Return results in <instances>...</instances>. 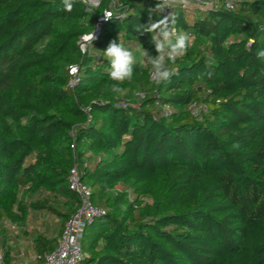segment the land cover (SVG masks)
Instances as JSON below:
<instances>
[{"label": "trees", "instance_id": "1", "mask_svg": "<svg viewBox=\"0 0 264 264\" xmlns=\"http://www.w3.org/2000/svg\"><path fill=\"white\" fill-rule=\"evenodd\" d=\"M115 1L124 17L82 54L78 38L110 0L71 12L61 0H0V243L4 222L40 215L32 250L55 248L79 202L75 167L106 212L84 228L79 264H264V0L171 8L191 44L160 84L140 63L143 50L157 55L154 34L135 31L158 1ZM113 40L137 59L122 94L104 57Z\"/></svg>", "mask_w": 264, "mask_h": 264}, {"label": "built area", "instance_id": "2", "mask_svg": "<svg viewBox=\"0 0 264 264\" xmlns=\"http://www.w3.org/2000/svg\"><path fill=\"white\" fill-rule=\"evenodd\" d=\"M158 1V0H156ZM239 0H188L186 7H193L199 10L207 9L210 7H217L218 5L223 6L224 9L230 10ZM84 4L94 6L92 0H83ZM121 5L118 4L115 0H110V8L108 10H104L101 15L96 18L94 29L87 33L95 34V37L98 36L102 25L109 21L110 19H122L124 17V12L120 11ZM108 14L109 18L105 19V15ZM162 15H170V8H165ZM83 34L78 38V48L82 54H85L91 43L84 40L85 35ZM83 46V47H82ZM68 88H73L78 81V67L73 64L68 66ZM151 80H155L153 73L150 74ZM138 98H143V95H138ZM196 110H194V114ZM162 116H167L169 111L167 109H162ZM68 189L72 193H75L78 197V205L74 212L69 216L67 221L65 222L57 240L55 248L52 251L45 252L43 254L34 253L33 257H31V263L28 264H79L82 260V253L79 246V241L82 237V232L84 228L90 224L93 220L101 218L105 215V210L99 207L94 206L90 201L89 190L80 183L79 174L77 170L72 168L68 175ZM41 221L42 218L40 215H36ZM3 226L7 229L8 234L5 238V241L0 245V249L5 246L13 245L15 240H17L16 236L18 234L25 233L28 229L24 226L16 225L10 223L8 221L3 223ZM40 229H38L39 233L44 232L43 225H39ZM24 243V240L19 242L20 245ZM26 243V242H25ZM19 256V255H18ZM27 263V261H25ZM23 263V262H22ZM0 264L1 257H0Z\"/></svg>", "mask_w": 264, "mask_h": 264}, {"label": "clouds", "instance_id": "3", "mask_svg": "<svg viewBox=\"0 0 264 264\" xmlns=\"http://www.w3.org/2000/svg\"><path fill=\"white\" fill-rule=\"evenodd\" d=\"M78 2L82 3L83 0H61L63 10L66 12H71ZM187 3L188 0H158L155 7L147 10L149 22L135 26V31L141 35L144 33L154 34L151 35V39L157 55L151 56L146 50H143L141 53L143 59L140 63L144 67L150 66L157 84L170 82L172 76L178 75V70H173L169 66V62L175 63L178 57L186 54L191 44V37L187 32L179 31L173 26L175 24L174 17L169 15L153 20V13L160 17L165 8L171 9L180 5H187ZM108 18L109 15L106 14L105 19ZM95 38L93 32L85 35L84 40L92 42ZM256 56L257 59L264 61V49H259ZM104 57L110 64L108 75L111 80L116 82L112 86V90L122 94L124 89L119 85L132 80L137 59L132 50L116 40L109 42L106 50H104Z\"/></svg>", "mask_w": 264, "mask_h": 264}, {"label": "rangeland", "instance_id": "4", "mask_svg": "<svg viewBox=\"0 0 264 264\" xmlns=\"http://www.w3.org/2000/svg\"><path fill=\"white\" fill-rule=\"evenodd\" d=\"M94 6H98V4L100 3V0H92ZM30 221L28 222V225H20V226H27L28 228V234H33V232L39 233L38 229H40L39 225H43L44 222L41 221L36 215L33 217H30L29 219ZM49 232V231H48ZM46 236H49V233H47L46 230ZM28 241H30L29 239L25 240L24 243H22V245L20 246H14V245H10V246H5L3 245V247L0 249V257H1V263L5 264V257L6 254L8 255V259H10V264H28V262L31 261V257H33L34 253L31 249V245L30 244H25V242L27 243ZM19 255V257H18ZM23 261H21L22 259ZM27 261V263L25 262ZM23 262V263H22Z\"/></svg>", "mask_w": 264, "mask_h": 264}, {"label": "crops", "instance_id": "5", "mask_svg": "<svg viewBox=\"0 0 264 264\" xmlns=\"http://www.w3.org/2000/svg\"><path fill=\"white\" fill-rule=\"evenodd\" d=\"M29 223L27 222L26 223V225H28ZM26 228H28L27 226H25ZM32 234V233H31ZM31 234H28V230L25 232V233H21V234H18L17 236H16V238H17V240H15V242H14V246H20V244H19V242L21 241H25V240H27V239H29L30 241H28L27 243H25V244H30L31 245V236H33V234L31 235ZM1 242V241H0ZM0 245H1V243H0ZM4 245H5V243H4ZM31 249H32V247H31ZM33 251V250H32ZM19 257V256H18ZM22 259V258H21ZM21 261H23V259L21 260ZM31 263V262H30Z\"/></svg>", "mask_w": 264, "mask_h": 264}]
</instances>
